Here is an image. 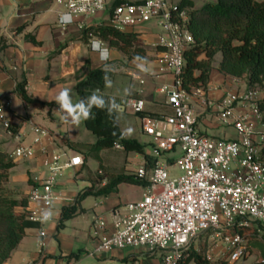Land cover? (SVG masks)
<instances>
[{
    "label": "crops",
    "instance_id": "obj_1",
    "mask_svg": "<svg viewBox=\"0 0 264 264\" xmlns=\"http://www.w3.org/2000/svg\"><path fill=\"white\" fill-rule=\"evenodd\" d=\"M193 2L196 7L205 3L204 0ZM63 11V7L54 0H0V40L5 44L3 49L0 46V148L10 153L5 147L11 144V141H17L18 145H32L36 151V157L29 160V165L24 170H15V167L10 170L8 183L15 191L9 194L18 199L28 198L33 179L41 178L45 174L43 162L46 158L63 152L83 155L72 147L70 142L94 143L75 139L71 126H79V117L74 109L71 112L60 110V105L55 101L56 96L64 89L76 90L78 80L98 67L116 73L123 72L136 79L142 72L136 60L128 61L123 52L109 47L107 43L103 46L104 49L93 50L91 38L88 41L83 39L84 30L78 24L63 26L60 23ZM88 25H92L91 22H88ZM160 31L159 26L154 23L140 26L134 31L139 33L148 48V55L154 58L147 62V67H150L147 69L150 82L141 78L139 84L130 86L124 97L106 92V86L103 90L95 92V101L114 108L118 119L121 113L131 111L126 107L128 97L142 98L145 101V111L152 115L172 113L167 96L160 91L162 85L170 86L173 83V76L158 59L161 52L157 45ZM26 34L34 36L39 43L26 39ZM217 54L207 88L191 98L192 106L201 134L236 139L234 118L231 116L227 118V122L224 121L216 111L217 107L213 108L212 105L220 103L228 95L251 89L258 90L259 96L264 98V86L250 88L247 86L246 76L232 77L220 72L218 65L222 53L221 56ZM112 61H124L128 67L123 68L124 71L113 70L110 68ZM141 80L144 82L141 83ZM22 81L26 82L27 94L32 99L44 103L43 105L27 104L18 96L15 88ZM158 82L161 84L156 86ZM31 108H37L38 114L40 109L44 110L50 123L66 129V135H59L51 129L41 127L33 119ZM232 115L251 121L256 128L255 138L259 140V133L263 132L264 124L260 117L251 112L249 105L234 104ZM6 123L10 124L9 127L14 126L15 134H11ZM36 128H39L41 133L37 132ZM122 132L125 137L137 139L142 144L149 142V138L146 139L141 133L140 121L136 131L138 136L132 135L130 131ZM2 135L4 139L12 140L3 143ZM36 139L39 140L35 143ZM260 147L263 149V155L264 145ZM107 150L123 151L128 163L116 165H120V172L125 174H135L136 169L144 164L146 159L144 155L139 158V154L130 157L123 149L113 147ZM107 150L100 152L99 167L115 165L114 162L104 159L103 153ZM82 168L83 166L76 168L74 172ZM94 177L96 176L93 175L84 188L72 186L70 190L69 183L72 178L63 175L56 186L58 199L54 202L52 218L44 225L26 228L24 237L4 264H162L161 253H157L158 251L133 250L128 247L96 251L101 242L113 233L116 216L127 213V203L137 201L143 196L144 185L122 182L117 185L115 191L107 195L86 196L79 203V208L84 211H78L60 227L63 206L74 204L83 189L92 187L93 191H96L108 182L104 179L102 183H96ZM17 211H23V208L19 207ZM42 230L46 232L45 236L41 235ZM70 255L73 257L67 258Z\"/></svg>",
    "mask_w": 264,
    "mask_h": 264
},
{
    "label": "built area",
    "instance_id": "obj_2",
    "mask_svg": "<svg viewBox=\"0 0 264 264\" xmlns=\"http://www.w3.org/2000/svg\"><path fill=\"white\" fill-rule=\"evenodd\" d=\"M54 1L64 9L60 23L63 26L75 23L84 31L92 17L102 15L108 21L101 24L125 32L156 24L161 30L158 59L173 76L170 86L160 87L172 108L171 114L150 115L145 113L142 98L126 100V107L139 114L141 133L149 138L148 158L135 171L136 177L146 182L145 192L139 200L127 203L126 214L116 216L113 233L96 251L133 247L159 251L162 264H181L192 241L210 233L222 240L227 261L239 264L248 255L249 245L236 227L245 228L250 222L264 226V159L260 147L264 145V130L256 140L255 125L242 116H233L232 109L236 103L247 104L262 120L264 105L261 107L260 103L264 98L258 90L251 89L228 95L212 105L224 121L234 118L236 139L201 134L191 98L203 89L187 92L181 79L186 66L185 50L195 42L188 28L189 6H181L182 0ZM93 41H99L97 49L93 48ZM104 45L101 39L91 36L93 50H102ZM36 131L41 133L39 128ZM113 147L123 149L120 143ZM12 155L30 160L36 157V151L32 145L21 144ZM84 162L82 154L66 152L44 160L45 174L33 179L28 197L29 220L44 225L52 218L54 202L58 199L56 186L64 171L81 168ZM169 165L178 166L184 173L172 177ZM41 235L45 236L46 232L42 230Z\"/></svg>",
    "mask_w": 264,
    "mask_h": 264
},
{
    "label": "trees",
    "instance_id": "obj_3",
    "mask_svg": "<svg viewBox=\"0 0 264 264\" xmlns=\"http://www.w3.org/2000/svg\"><path fill=\"white\" fill-rule=\"evenodd\" d=\"M180 5L190 7L188 28L195 40L194 44L185 50L186 66L181 75L182 87L187 92L196 88L206 90L215 56L219 52L222 53L218 65L220 72L232 77L246 76L247 86L250 88L264 86V0H213L199 7L195 6L193 0H182ZM91 36L98 37L109 47L123 52L129 60L154 59L148 55V48L137 32H125L109 25L96 24L86 26L83 39L88 41ZM25 38L39 43L31 34H26ZM2 41L0 40L1 49L5 48ZM202 55L205 57L202 58ZM113 73L107 68L98 67L76 83L79 112L86 128L97 140L94 143L70 142V145L78 151H87L90 157L99 160L102 150L112 149L115 143H120L124 152L135 151L147 159L145 145L137 139L124 136L116 110L95 101V92L104 89ZM25 86V81L17 84L15 92L18 96L27 104L43 105L44 103L32 99L27 94ZM263 105L264 100L260 103L261 107ZM145 113L150 114L146 111ZM262 122L264 123V116ZM12 132L15 134L16 130L13 129ZM15 165L12 156L0 149V264H4L11 256L24 237L25 229L38 225L27 218L28 198L18 199L6 192L5 184L9 181L10 170ZM122 182L146 185V182L139 180L134 173L119 172L96 191H93L92 187L85 188L79 193L74 204L63 206L60 227L78 211H84L79 208L83 198L88 195H107L115 191L117 185ZM19 207H22L23 211H17ZM236 229L240 232L243 230L239 226ZM253 246L259 249L262 259L252 264H264V244L255 242ZM71 257L73 255L67 258ZM191 261L198 264H216L189 248L181 264ZM218 264L238 263L223 260Z\"/></svg>",
    "mask_w": 264,
    "mask_h": 264
},
{
    "label": "rangeland",
    "instance_id": "obj_4",
    "mask_svg": "<svg viewBox=\"0 0 264 264\" xmlns=\"http://www.w3.org/2000/svg\"><path fill=\"white\" fill-rule=\"evenodd\" d=\"M204 1L207 2V1H212V0H204ZM107 21H108V19H107V16H105V15L94 16L90 20L92 25L105 23ZM217 55L221 56V52L218 53ZM126 59L128 61H130L127 58V56H126ZM136 61L138 62L140 68H142V72H141V74H138L137 79L132 78L131 76H129L123 72L122 73L121 72H117V73L114 72L112 75L113 77L110 80H108L106 83L105 91L108 93H112L118 97H124L126 95L127 91L129 90L130 86L131 85L135 86V85L139 84L140 83L139 81L141 78L150 82L151 78L147 77V76H149L147 69L150 68L149 66L147 67L148 61H140V60H136ZM127 67H128V65L124 61H121V62L112 61V62H110V68L113 70L119 69L120 71H124L122 69L127 68ZM160 84H161V82H158V83H156V86H158ZM164 95H166V94H164ZM69 96H70V102H71L72 108L77 113V116L79 117V120H80L79 126H71V132L73 133L75 139H79V140H82L85 142H95L97 140V137L90 130H88L86 128L84 121L82 119V116L79 112L78 105H77V99H78L77 91L76 90H70ZM37 112H38L37 108H31L30 109V113H31L33 119L39 125H41V127L51 129L56 134H59V135H66V133H67L66 129H64L60 126L52 125L50 123V121L47 119L46 114L44 113V110L40 109L39 114ZM118 120H119V125L121 126V128L124 132L130 131V133H132V135L138 136L136 131H137V127H138V122L140 121L139 115L135 114L132 111H127L125 113H121L119 115ZM13 129H14V126H11L8 128V130L11 132L12 135H13V132H12ZM2 137H3V140H2L3 143L5 141H8L9 139L12 140V138L4 139L3 135H2ZM146 139H148V137ZM144 143H147V142H144ZM144 145H145V152H149L151 150L150 145L149 144H144ZM16 146H18V142L17 141H11V144L6 146L5 148H8L10 150L9 154L12 156V158L16 162V165L14 166L15 170L16 169L24 170L29 165V160L17 159L12 155V151L14 150V148ZM80 152H82L84 155V161L85 162H84L83 168L77 172H74V169H67L63 173V175H66V176H69L72 178V180L69 183L70 190H71L72 186L78 187L79 189L84 188L86 185L89 184V181L93 177V175L96 176V177H94L95 178L94 182L100 184L104 181V179H107L106 180V182H107L111 176H114L121 171V169H122L120 167L121 164L128 163L124 157L123 151H121V150H119V151L107 150L103 153L105 160H107L109 162H114V164H115L113 166L108 165L107 168L102 166V165H100V167H99L98 160L90 157L89 153L87 151H80ZM128 153H129L130 157L135 156V154H139V156H138L139 158L142 156L141 153H137L135 151H129ZM262 157L264 159V155H262ZM116 164H120V165H116ZM98 167H99V169H98ZM97 169H98V171H97ZM168 170H169L172 177H177V176H180L181 174L184 173V170H181L178 166L169 165ZM9 180H10V177H9ZM5 188H6V192H8V193H12L15 191V189H13V187L10 186L8 182L5 184ZM258 226H259L258 223L250 222L249 226L243 228L242 233L245 236L246 241L248 242L249 252H248V255L245 257V259L242 260L239 264H252V263H255V262L260 261L262 259V256L260 254L259 249H257L256 247L253 246V244L255 242H259V243L264 244V230H262L260 226L258 228ZM256 227L258 229H256ZM262 228H264V226H262ZM128 248H131L133 250H139V249L133 248V247H128ZM191 248H193V250L201 253L203 256H205L212 263L218 264L223 260L227 261V254L225 253V245L222 243V240L219 239L218 237H216V238L213 237L210 233H204V234H201L200 236H198L197 238H195L192 241ZM143 250L148 251L146 249H143ZM157 253H159V251Z\"/></svg>",
    "mask_w": 264,
    "mask_h": 264
},
{
    "label": "clouds",
    "instance_id": "obj_5",
    "mask_svg": "<svg viewBox=\"0 0 264 264\" xmlns=\"http://www.w3.org/2000/svg\"><path fill=\"white\" fill-rule=\"evenodd\" d=\"M98 47H99V41H93V48L97 49ZM69 92H70L69 89H64L56 96L55 101L60 105V110L68 111V112L73 111L70 102ZM81 110L83 111V109Z\"/></svg>",
    "mask_w": 264,
    "mask_h": 264
}]
</instances>
